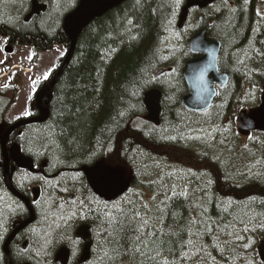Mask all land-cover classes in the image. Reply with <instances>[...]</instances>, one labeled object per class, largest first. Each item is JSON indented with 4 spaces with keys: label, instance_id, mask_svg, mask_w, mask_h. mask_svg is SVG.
<instances>
[{
    "label": "trees",
    "instance_id": "obj_1",
    "mask_svg": "<svg viewBox=\"0 0 264 264\" xmlns=\"http://www.w3.org/2000/svg\"><path fill=\"white\" fill-rule=\"evenodd\" d=\"M37 1L46 11L25 23L32 0H0V36L29 46L33 58L54 46L67 50L62 21L79 0L74 6L62 3L63 11H56L52 0ZM244 1L214 0L198 10L202 21L192 25L190 10L178 29L186 0H128L85 28L52 90L46 122L27 126L8 141L39 173L16 169L11 180L18 193L30 198L35 178L43 183L35 221L19 233L27 237V248L20 250L16 239L10 244L12 264H62L55 259L61 249L68 251L66 264H81L84 243L76 231L85 224L92 246L84 264H262L257 248L264 241V134L240 137L233 112L255 107L253 100L243 103V91L253 85L260 92L264 84V13L259 24L255 21L264 0ZM202 30L220 40L218 66L228 83L217 88L209 110L193 113L182 104L188 93L183 70L195 57L188 42ZM172 31L183 35L179 51L168 50ZM250 45L260 50L248 64L256 61L254 71L241 60ZM177 54L181 59L170 63ZM158 71L163 72L155 77ZM154 88L162 94L158 127L143 120V96ZM5 92H0V122L12 104ZM216 117L218 130L227 131H213ZM187 121L213 128L200 139L197 134L208 131H174ZM196 140L206 143L205 149H192L190 141ZM223 149L228 152L221 154ZM97 162L133 178L112 202L95 196L77 171ZM1 196L12 205L0 208V264H5L2 244L28 214L6 191L2 168ZM44 201L50 213L40 223ZM48 221L49 228L27 234Z\"/></svg>",
    "mask_w": 264,
    "mask_h": 264
},
{
    "label": "water",
    "instance_id": "obj_2",
    "mask_svg": "<svg viewBox=\"0 0 264 264\" xmlns=\"http://www.w3.org/2000/svg\"><path fill=\"white\" fill-rule=\"evenodd\" d=\"M128 0H79L77 6L68 13L63 21L62 28L69 40V48L60 65L49 81L48 85L39 90L34 99L36 115L33 117L18 120L7 129L0 126V145L2 152V173L4 186L7 192L15 199L20 201L28 212V218L20 222L5 240L2 252L5 257V264H12L10 256V244L17 234L32 225L35 221V212L32 203H35L40 196V189L35 187L31 190L32 199L23 197L14 188L11 181V174L15 169H28L31 173L32 164L29 159L20 154L18 145L14 144L7 148L9 136L22 128L30 125L43 124L46 122L49 110L48 106L52 98V90L60 79L63 71L68 65L77 40L81 33L94 20L99 19L111 10L119 7ZM214 0H186L185 6L181 9L178 21V29H181L186 21L188 11L191 8L205 9ZM47 7L40 4L37 0H32L29 14L24 18V22H29L33 17L39 16L46 11ZM221 44L218 40L210 38L204 30L195 34L189 42L190 52L196 57L185 63L183 70V79L187 86L188 93L183 96L182 104L188 111L199 113L210 109L216 94V86L223 88L228 83V76L219 70L218 57ZM7 53L11 52L6 48ZM162 74L158 71L155 77ZM162 94L158 89H151L144 94L143 104L145 107L144 121L158 127L160 125ZM236 131L241 137H249L252 133L264 134V84L260 97V105L249 110H242L236 118ZM20 135V132L18 133ZM13 163V166H11ZM92 193L106 202H112L121 197L130 188L133 178L127 177L123 169L106 166L102 162H97L90 166H84L80 169ZM76 237L84 243L83 250L79 259L81 264L88 262L90 258L92 240L90 237L89 226L81 225L76 231ZM28 242L22 244V250H25ZM258 255L262 264H264V241L258 246ZM56 261L65 264L68 259V251L61 249Z\"/></svg>",
    "mask_w": 264,
    "mask_h": 264
},
{
    "label": "rangeland",
    "instance_id": "obj_3",
    "mask_svg": "<svg viewBox=\"0 0 264 264\" xmlns=\"http://www.w3.org/2000/svg\"><path fill=\"white\" fill-rule=\"evenodd\" d=\"M249 1H246L245 3H247V5L249 4ZM52 2L54 3L53 7L54 9L57 11H63L62 8L61 9V5L62 3H66L67 5H75V0H52ZM264 5L262 6V9L260 8V10L258 9V13H259V18L257 17V19L255 20L256 23L259 24V20L260 18L262 19V17H260V14L262 15V13H264ZM195 14V13H194ZM183 38L182 34H177L174 33L173 31L169 34V40L167 39V43L170 41V47H168V50H170L171 52H173V50H177L179 51L180 47H181V40ZM10 46L12 49V53L11 54H6L4 49L5 47ZM65 49L62 46H54L50 51L48 52H41L37 54L36 58H33V52L31 50V48L29 46H19L18 44H9L6 42V39H4L3 37L0 36V92L2 91H6L5 92V96L6 98L9 99V101H12V105L11 107L6 111L5 114V119L0 122V125H3L4 127L7 125L6 123H13L16 120H19L21 118H25L28 117L34 110V96L36 94V92L39 89H43L45 88L49 81L50 78L52 76V74L54 73L55 69L57 68L58 62L60 61V59L65 55ZM260 52L259 48H255V46H248L246 47L245 51L243 52V54L241 53V60L242 62L245 63V66L247 69L249 70H253L256 68L255 65H257L256 61L254 60V66L248 67L251 63V60L255 59V55L256 53ZM178 56H174L173 60L170 61V63H175L176 61H179L181 59V57L179 56L180 54H177ZM257 70V69H256ZM252 71V72H253ZM251 76V74H249ZM253 76V75H252ZM47 77V78H45ZM252 78V77H251ZM252 84V83H251ZM218 88V87H217ZM246 89H244L243 91V97H242V101L243 103H246L245 101H250L253 100L254 101V105L256 108L260 105V97H261V93H262V89L259 91H257V89L255 88V86L253 85H247L245 87ZM257 92H259V97L257 96ZM256 102V103H255ZM250 108H243V107H238L234 110L233 112V123H234V127L236 129V118L238 116V113L242 110H248ZM230 120V118H228ZM228 119L225 120L224 124L227 125L228 124ZM218 120L219 118L216 117L217 124H213L214 126V130L213 131H227V129L224 127L222 128V130H218ZM6 122V123H5ZM213 123V122H211ZM176 126V125H175ZM212 124H208V125H200L199 122L198 123H192V122H184L182 124H179L177 127L178 129H175L174 131H179V129L181 127L183 128H189L188 131H208L207 134H203L202 132H199L197 135V137L195 139H200L204 136L209 135L210 131L213 128ZM6 129V128H5ZM169 129V128H168ZM163 130L165 131L166 128H163ZM237 132V131H236ZM184 141H186V137L182 138ZM214 142H218L216 141V139H213ZM187 142V141H186ZM193 145L191 146L192 149L196 150V149H205L204 146H206L207 144L201 141H190ZM230 143V142H229ZM226 152H228L227 150H222L221 154H225ZM233 154L229 153V156L231 157ZM229 161H232V159H228ZM236 158H233V163H237ZM253 176H255L256 174H259V172H252L251 173ZM34 182V180L32 181ZM4 196L0 198V208L1 210L6 209L8 207H12L11 204H7V202L4 201ZM40 200H44V197L41 198ZM46 200V199H45ZM9 203V202H8ZM42 203V202H41ZM40 203V204H41ZM46 201L43 202V205L46 206L44 208L43 205L41 206V217L39 219V222L42 223L43 219L45 218V215L48 214L49 217V209L50 207L49 202H47L48 204H46ZM4 206H7L4 208ZM49 211V213H48ZM39 224V223H38ZM37 224V225H38ZM44 225H40L39 226H33L32 228H30L29 232L27 233L28 235L33 234V233H37V228L38 227H48L51 224V221L43 223ZM48 228H46L47 230H49ZM23 240H28L27 237H25ZM42 257V255H40V258Z\"/></svg>",
    "mask_w": 264,
    "mask_h": 264
},
{
    "label": "flooded vegetation",
    "instance_id": "obj_4",
    "mask_svg": "<svg viewBox=\"0 0 264 264\" xmlns=\"http://www.w3.org/2000/svg\"><path fill=\"white\" fill-rule=\"evenodd\" d=\"M194 11H193V13H195V15L192 17V23L194 24V23H196V22H199V21H202V16H200V14H199V12H198V10L199 9H197V8H192ZM38 172H36L35 174H37ZM40 179V178H39ZM39 181H41V179L39 180ZM35 186H40L41 187V185H40V183L39 182H37L35 185H34V187ZM33 187H31L30 188V198H31V189H32ZM42 189V188H41ZM71 200V199H70ZM35 205V204H34ZM34 205H33V208H34ZM23 209L25 210V208L23 207ZM27 210H25V212H26ZM27 214H28V212H27ZM22 237H23V234H19L18 236H17V238H15L16 240H15V245L17 246V247H19L20 248V250H21V244H22V241H23V239H22ZM68 260V259H67Z\"/></svg>",
    "mask_w": 264,
    "mask_h": 264
},
{
    "label": "bare ground",
    "instance_id": "obj_5",
    "mask_svg": "<svg viewBox=\"0 0 264 264\" xmlns=\"http://www.w3.org/2000/svg\"><path fill=\"white\" fill-rule=\"evenodd\" d=\"M244 1V0H243ZM246 1V0H245ZM244 1V2H245ZM260 2V1H259ZM259 2H257V3H259ZM42 3V2H41ZM262 3V2H261ZM43 4V3H42ZM46 4V3H45ZM258 5V4H257ZM260 7V6H259ZM255 8H256V6H255ZM207 9V8H206ZM212 9V8H211ZM210 9V10H211ZM246 10V9H245ZM259 10H260V8H259ZM208 11V10H207ZM206 11V12H207ZM264 11V10H263ZM210 12V11H209ZM222 12H223V10H222ZM257 12V11H256ZM211 13V12H210ZM210 15V14H209ZM257 15V14H256ZM179 16V15H178ZM203 17V16H202ZM200 22V21H199ZM225 23V22H224ZM193 23H191V25H192ZM188 29V28H187ZM190 29V28H189ZM203 29V28H202ZM22 30V29H21ZM198 31V30H197ZM191 32H193V31H191ZM190 33V32H189ZM195 33H197V32H195ZM207 33V32H206ZM194 34V33H193ZM208 36V35H207ZM211 38V37H210ZM188 39V38H187ZM217 40V39H216ZM219 42H220V40H219ZM189 43V42H188ZM188 46H189V44H188ZM222 46V45H221ZM166 58V57H165ZM186 61H188V60H186ZM168 70V69H167ZM163 72V71H162ZM223 88H225V87H223ZM218 91V90H217ZM53 92V91H52ZM217 95V94H216ZM144 97V96H143ZM144 105V104H143ZM145 108V107H144ZM239 114V113H238ZM143 125V124H142ZM14 144H16V143H14ZM32 164V163H31ZM1 168V167H0ZM16 170V169H15ZM28 170V169H27ZM33 170V169H32ZM29 171V170H28ZM77 171L79 172L80 171V169H77ZM15 172V171H14ZM14 172L11 174V176L14 174ZM38 172V171H37ZM77 172V173H78ZM168 173V172H167ZM35 174V173H34ZM39 174V173H38ZM173 178V177H172ZM2 179H3V173H2ZM40 179L39 178H35V182L34 183H32L30 186H32V187H34V185L37 183V182H39L40 183V185L43 187V183H42V180L41 181H39ZM171 180V179H170ZM12 181V180H11ZM3 183H4V181H3ZM29 186V187H30ZM39 189H40V194H41V192H42V187H40V186H37ZM9 194V193H8ZM25 195V194H24ZM41 196V195H40ZM12 197V196H11ZM15 199V198H14ZM70 199L72 200V196H70ZM17 202H19L20 203V201H18L17 199H15ZM15 204V203H14ZM15 205H18V204H15ZM20 205H21V203H20ZM133 207V206H132ZM17 208V207H16ZM17 209H19V208H17ZM141 209V208H140ZM18 223V222H17ZM81 226V225H80ZM11 232V231H10ZM3 245V244H2ZM258 250V249H257ZM10 254V253H9ZM10 258V257H9Z\"/></svg>",
    "mask_w": 264,
    "mask_h": 264
},
{
    "label": "snow or ice",
    "instance_id": "obj_6",
    "mask_svg": "<svg viewBox=\"0 0 264 264\" xmlns=\"http://www.w3.org/2000/svg\"><path fill=\"white\" fill-rule=\"evenodd\" d=\"M45 78H47V77H45Z\"/></svg>",
    "mask_w": 264,
    "mask_h": 264
}]
</instances>
